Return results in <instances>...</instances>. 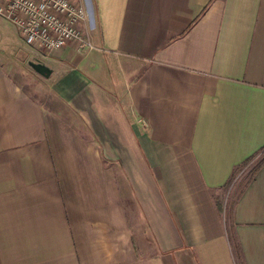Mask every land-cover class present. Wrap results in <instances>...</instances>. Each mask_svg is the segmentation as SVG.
<instances>
[{"label":"crops","instance_id":"crops-1","mask_svg":"<svg viewBox=\"0 0 264 264\" xmlns=\"http://www.w3.org/2000/svg\"><path fill=\"white\" fill-rule=\"evenodd\" d=\"M79 1L92 46L0 16V264H264V163L219 198L264 147V0Z\"/></svg>","mask_w":264,"mask_h":264},{"label":"built area","instance_id":"built-area-1","mask_svg":"<svg viewBox=\"0 0 264 264\" xmlns=\"http://www.w3.org/2000/svg\"><path fill=\"white\" fill-rule=\"evenodd\" d=\"M0 16L12 23L23 40L42 51H51L71 41L92 46L80 24L89 18L79 0H0Z\"/></svg>","mask_w":264,"mask_h":264},{"label":"rangeland","instance_id":"rangeland-1","mask_svg":"<svg viewBox=\"0 0 264 264\" xmlns=\"http://www.w3.org/2000/svg\"><path fill=\"white\" fill-rule=\"evenodd\" d=\"M264 156V150L260 151L254 158L247 163L242 164L237 170L232 181L226 186L224 190L220 192V202L226 207V211L229 212L233 205L236 196L240 192L241 188L246 183L248 177L251 174L252 169L257 162ZM239 264H243L239 262Z\"/></svg>","mask_w":264,"mask_h":264},{"label":"trees","instance_id":"trees-1","mask_svg":"<svg viewBox=\"0 0 264 264\" xmlns=\"http://www.w3.org/2000/svg\"><path fill=\"white\" fill-rule=\"evenodd\" d=\"M262 150H264V147L262 148ZM261 150V151H262ZM259 153V152H258ZM257 153V154H258ZM256 154V155H257ZM256 155H253L252 157H250L248 160H246L244 163H247L248 161H250L252 158H254ZM264 163V156L257 162V164L254 166V168L252 169V171H251V176H249V178L251 179L253 176H254V174H255V170L259 167V166H261L262 164ZM236 172V171H235ZM236 173H234V175H235ZM234 175L232 176V179L234 178ZM232 179H231V181H232ZM232 240H233V238H232ZM238 264H239V261H238Z\"/></svg>","mask_w":264,"mask_h":264},{"label":"water","instance_id":"water-1","mask_svg":"<svg viewBox=\"0 0 264 264\" xmlns=\"http://www.w3.org/2000/svg\"><path fill=\"white\" fill-rule=\"evenodd\" d=\"M32 65L34 66V69L36 71H38L39 73H41L43 75H48V73L50 71L44 64H41V63H32Z\"/></svg>","mask_w":264,"mask_h":264}]
</instances>
